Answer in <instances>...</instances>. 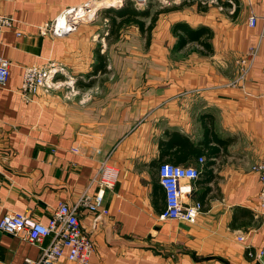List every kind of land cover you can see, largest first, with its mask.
Returning a JSON list of instances; mask_svg holds the SVG:
<instances>
[{"label": "crops", "instance_id": "obj_1", "mask_svg": "<svg viewBox=\"0 0 264 264\" xmlns=\"http://www.w3.org/2000/svg\"><path fill=\"white\" fill-rule=\"evenodd\" d=\"M95 1L0 2V13L15 19L13 29L0 32V54L11 61L8 83L0 87V219L17 212L48 224L59 203L74 204L107 160L119 175L104 195L109 214L96 229L93 216L79 214L83 228L93 231L90 264H264V257L250 259L245 250V244L264 249L260 182L252 170L264 154V0H233L235 16L227 11L229 0L209 3L205 12L199 0H169L187 5L159 15L149 52L134 57L139 69L129 85L122 69L109 70L113 56L102 23L80 24L62 38L39 32L65 9ZM251 15L259 18L255 27L249 26ZM179 22L210 28L211 50L199 42L178 48L172 28ZM257 45L248 77L230 86L239 59ZM31 64H54L62 69L56 80L78 84L25 100L20 87L24 67ZM208 129L227 146L210 166L202 155L206 163L189 201L203 203V211L193 223L160 220L165 194L159 165L199 167V157L180 161L181 145L169 144L163 153L160 141H168L166 132H177L203 148ZM242 233L247 240L241 244L236 237ZM39 255V247L0 230V264H23Z\"/></svg>", "mask_w": 264, "mask_h": 264}, {"label": "built area", "instance_id": "obj_2", "mask_svg": "<svg viewBox=\"0 0 264 264\" xmlns=\"http://www.w3.org/2000/svg\"><path fill=\"white\" fill-rule=\"evenodd\" d=\"M2 0H0L1 2ZM231 4L232 1H230ZM88 3L65 9L50 24L39 27L40 34H50L54 37H65L77 29V26L87 14ZM67 19L66 24L60 23ZM259 18L249 17V26L255 27ZM15 19L0 13V32L13 29ZM21 35V33H18ZM264 38L261 34L260 40ZM259 53V45L251 47L246 56L239 59V74L229 85L243 83L248 77ZM11 61L0 54V87H5L10 76ZM62 69L50 66L31 64L24 67L20 95L29 100L40 91L49 92L56 86V76ZM76 151V150H75ZM199 167L182 166L170 162H162L158 168V182L165 194V209L160 214V220H178L188 223L196 221L204 209L203 203L189 201L193 192L192 183L199 180L206 163L204 156L198 158ZM258 174L260 191L258 194V214L264 216V154L262 159L252 167ZM118 171L109 166L107 160L100 163L90 186L80 195L78 200L70 205L59 203L48 224H43L23 213L8 212L0 219V230L6 234L19 237L39 247L40 255L37 259L26 258L23 264H59L62 259L75 264H90L94 253L93 231H86L80 221V212L89 213L94 217L93 228L97 221L109 214L104 205V195L118 182ZM183 181L190 183L183 184ZM91 186L97 191L92 193ZM247 237L244 233L236 237L238 243H244ZM246 255L253 260L264 257V249H257L245 244Z\"/></svg>", "mask_w": 264, "mask_h": 264}, {"label": "trees", "instance_id": "obj_3", "mask_svg": "<svg viewBox=\"0 0 264 264\" xmlns=\"http://www.w3.org/2000/svg\"><path fill=\"white\" fill-rule=\"evenodd\" d=\"M185 5H187V3L183 1V3H181L179 6H174L171 8L162 7V9L152 13L150 7L145 10H139L137 7H135L133 2L126 1L121 7H110L105 9L103 13L105 18H107L110 22V34L113 35L115 39L120 37L122 28L124 26L136 25L141 33L146 35L148 46L150 44L151 35L159 15L170 10L179 9ZM223 5L227 6V3H223ZM198 7L200 11H206V6L202 5L200 1L198 2ZM236 14L237 9L234 13V16ZM148 19L150 21L147 25L146 20ZM172 32L179 39L178 48H183L190 42H199V44L207 51L211 50L209 40L213 37V32L206 26H201L195 29L187 23L179 22L173 25ZM105 66L106 65L102 64L101 69L104 70ZM165 136L168 138V141L161 140L159 143L163 153H165L166 149L170 147L169 144H172V146L181 145V148L184 149V151L182 152V156L178 158L180 161H185L192 157L198 158L202 155H205L208 159L206 166L212 165V156L217 154L221 147L225 149L227 146V141L219 139L213 134L211 129H208L207 131V136H205V141H203V148H199L200 145L195 146L187 138L180 136L177 132H166ZM178 139H181V142H178ZM213 142L214 145L212 146Z\"/></svg>", "mask_w": 264, "mask_h": 264}, {"label": "rangeland", "instance_id": "obj_4", "mask_svg": "<svg viewBox=\"0 0 264 264\" xmlns=\"http://www.w3.org/2000/svg\"><path fill=\"white\" fill-rule=\"evenodd\" d=\"M126 1L133 2L135 7H137L139 10H145L150 7L151 10L154 12L162 9V7H168L169 5H172L171 7H174V4L170 2L169 0H98V1H95L96 3L94 2L90 4L88 3L87 14L85 15L84 20H82V22L78 24V26L86 22H99V24L100 23L103 24V28L105 27L103 37L106 38V40H108V44H109L108 54L109 55L112 54L113 56L109 59L110 60V62L108 63L109 70L112 69L111 72H114L116 66L118 69H122L123 82L125 85H129L135 79L133 77L134 73L136 72L137 69H139L138 67L139 65L137 64V62H135L134 57H137V56H139L140 58L144 57V54L149 52L150 44L147 46L146 35L142 34L143 38H145V46L142 45V43L139 41V37L135 33L136 31H135L134 25L124 26L122 28L120 37L118 39H115L114 36L110 34V27H111L110 22L107 18H105L104 13H103V11L107 8L121 7ZM189 1L192 2L191 0ZM199 1L204 6L208 5L209 3H215V4L217 3L216 0H199ZM230 1H232L233 4H231ZM228 3L231 5L232 8L227 9V11L229 15H234V8L236 6L235 1L229 0ZM220 6L222 9L223 5H220ZM146 23L148 25L149 20H146ZM77 30L78 29H76L73 32H76ZM119 39L120 41H118V43L115 44L116 41ZM120 55L122 56L121 65H120V59H119ZM117 57L119 61L116 63L115 60L117 59ZM142 65L145 66V62H141L140 67H142ZM142 69H144V67ZM109 79H110V76L108 77V80ZM56 82H57L56 86L53 89L63 88L68 85L76 86V84H78L77 81L71 82V80L68 78L57 80Z\"/></svg>", "mask_w": 264, "mask_h": 264}, {"label": "bare ground", "instance_id": "obj_5", "mask_svg": "<svg viewBox=\"0 0 264 264\" xmlns=\"http://www.w3.org/2000/svg\"><path fill=\"white\" fill-rule=\"evenodd\" d=\"M94 3H96V2H94ZM84 15H86V13ZM66 22H67V19L66 18L60 20V23L62 25L66 24Z\"/></svg>", "mask_w": 264, "mask_h": 264}]
</instances>
